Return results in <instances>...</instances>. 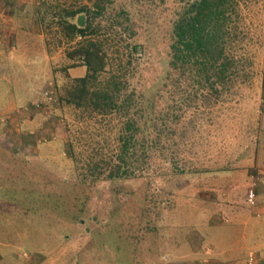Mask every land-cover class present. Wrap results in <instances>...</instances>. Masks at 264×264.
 Listing matches in <instances>:
<instances>
[{"label": "rangeland", "instance_id": "374dc122", "mask_svg": "<svg viewBox=\"0 0 264 264\" xmlns=\"http://www.w3.org/2000/svg\"><path fill=\"white\" fill-rule=\"evenodd\" d=\"M11 2L36 18L21 24L35 23L52 67L67 68V52L80 38L66 41L60 25L79 16L84 25L87 14L76 12L91 7V0ZM128 8L133 32L111 33L103 17H92L100 25L96 39L111 36L103 40L110 72L98 75L102 84L124 72L119 63L124 65L126 44H142L131 71L125 66L141 126L127 175L110 176L116 165H126L113 166L122 115L96 114L86 105L76 109L69 103L75 99L60 103L57 96L32 109L39 84L23 104L30 109V120H24L23 105L6 112L9 88L0 85V264H246L256 241L264 244L258 237L263 227L254 225L244 244L236 235L241 226L232 223L236 214L256 215L258 202L247 204L254 183L264 204V0H237L226 40V51L242 59L233 84L186 103L190 79L181 81V102L169 96V77L177 72L167 57L170 4L155 14ZM6 64L12 67L10 60ZM42 65L28 68L38 72ZM75 67L80 65L69 68ZM67 70L53 75L55 89L65 87L66 77L75 79ZM14 114L19 122L8 119Z\"/></svg>", "mask_w": 264, "mask_h": 264}, {"label": "trees", "instance_id": "16d2710c", "mask_svg": "<svg viewBox=\"0 0 264 264\" xmlns=\"http://www.w3.org/2000/svg\"><path fill=\"white\" fill-rule=\"evenodd\" d=\"M167 3L172 9L167 57L169 64L177 71L174 72L173 77H169L170 81L173 80L174 94V96L169 94L170 99L176 102L183 100L185 90L181 89L183 87L181 81L186 79L193 81V89L189 92L185 103L195 98L197 93L203 94L206 90L209 92L213 90L217 94L225 91L227 83L230 82L232 85L237 78L236 74L242 60L240 53L226 51L230 21L235 19V15L237 16L235 13L237 0H91V7H83L76 12L87 14L88 19L84 25L79 26L78 19L75 23L63 22L60 25L65 32L66 41L71 42L74 38H80L77 48L67 52V59L71 61L67 64V68L80 65L86 70L85 75L80 78L66 77L67 83L61 89L56 85V96L58 100L60 99V103L72 98L75 100L69 103L76 109L86 105L96 114L122 115L120 118L123 125L117 139L118 152L113 166L120 163L126 165L124 167L116 165L115 169L110 171L112 177L128 174L127 166L130 167L128 162L133 163V147L139 143L141 126L134 120L133 106L136 105L131 101L135 94L129 93V70L135 62L136 54L142 52V44L135 40L127 43V50L123 54L124 65L119 63V68H123L121 70L124 72L119 75L110 74L107 83L102 84L98 75L110 72L103 40L107 42L111 36L106 39L101 37L102 41L97 40L95 35L99 32L100 25L99 23L94 25L92 17H103L101 20L109 23L108 31L111 33H116L120 28L122 32H127L133 29L128 24L132 21L128 6L140 7L141 12L155 14L156 10L165 12ZM125 66L129 70H125ZM67 68L64 65L59 69H53L59 78ZM122 91L125 92L121 95ZM62 93L64 96H61ZM122 96V101L118 102ZM159 107L161 109V105ZM145 140L141 143L146 144ZM142 147L147 149L148 145ZM106 164L110 165L109 161H106Z\"/></svg>", "mask_w": 264, "mask_h": 264}, {"label": "crops", "instance_id": "0c3cea01", "mask_svg": "<svg viewBox=\"0 0 264 264\" xmlns=\"http://www.w3.org/2000/svg\"><path fill=\"white\" fill-rule=\"evenodd\" d=\"M25 10V7L21 4L17 3L14 5L11 0H0V69L4 71L0 85L3 89L9 88L7 91V93H9V102L6 104V108L8 109H5L6 112L12 108L25 104L28 97H31L34 87L42 84V90L51 79L53 80V75L55 73L57 74L53 69L54 67L51 65V58L44 49L45 44L43 40L39 39L37 36L38 29L35 23L31 25L21 24L23 20H30V22H32L33 19V22H35L36 19L31 13L26 14ZM22 36H26L25 41L20 40ZM7 60H10L12 67L10 65L7 66ZM43 63H45V66L42 65ZM39 64L43 66V70L31 72L28 68L30 65ZM67 73L74 78H80L85 75L86 70L85 67L80 66L69 68ZM39 93L37 96H39ZM24 96H26V99ZM37 99L38 97H35L31 101L30 106ZM4 107L5 106H3V108ZM29 110L30 109L26 105H23L19 112L22 115L21 118L30 120L27 114ZM30 116L37 118V116ZM8 119L20 121L15 114L11 118L8 117ZM34 121L36 122V120ZM257 202L258 209L255 216L253 214L252 216L236 214L233 217L232 223L235 228L239 230L236 226L239 225L241 226L239 231L242 229L241 235L240 232L236 233L239 238H237L239 243L243 240L242 242L245 244V241L251 238L252 233L248 236V232H252L254 225L264 228V204H261L259 199H257ZM251 212L254 213V210L252 209ZM258 237H264V233L260 236L258 235ZM256 243L257 248L254 249L255 251L260 250V248L264 249V244L261 245L259 240H257Z\"/></svg>", "mask_w": 264, "mask_h": 264}, {"label": "built area", "instance_id": "2783aa9c", "mask_svg": "<svg viewBox=\"0 0 264 264\" xmlns=\"http://www.w3.org/2000/svg\"><path fill=\"white\" fill-rule=\"evenodd\" d=\"M53 82L50 81L47 85L42 89L40 96L38 99L31 105L34 109H40L45 106V101L52 102V98L56 96V89L52 85ZM258 179V178H257ZM255 179V180H257ZM257 185L251 187L248 191L247 195V204L250 208H254L257 205V196L255 193V188ZM264 258V249H260L258 251H249L246 256V264H257L258 260Z\"/></svg>", "mask_w": 264, "mask_h": 264}, {"label": "water", "instance_id": "95a60500", "mask_svg": "<svg viewBox=\"0 0 264 264\" xmlns=\"http://www.w3.org/2000/svg\"><path fill=\"white\" fill-rule=\"evenodd\" d=\"M78 25L79 26H82L83 25V19H82V16H79L78 17V21H77Z\"/></svg>", "mask_w": 264, "mask_h": 264}]
</instances>
